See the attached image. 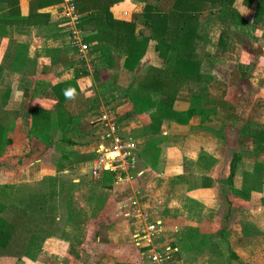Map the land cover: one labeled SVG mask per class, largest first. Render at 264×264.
<instances>
[{
    "label": "crops",
    "instance_id": "crops-1",
    "mask_svg": "<svg viewBox=\"0 0 264 264\" xmlns=\"http://www.w3.org/2000/svg\"><path fill=\"white\" fill-rule=\"evenodd\" d=\"M16 1L9 6L0 0V189L6 188L3 200L16 203L53 178L57 196L52 214L23 219L0 248V264H62L65 256L76 264H149L146 251L132 241L140 224L126 216L133 199L155 207L163 223L166 210L172 233L185 237L173 264H264V146L254 145L249 135L264 130V10L255 21V4L246 8L234 0L230 8L245 22L235 24L219 14V4L204 3L193 40L200 79L186 82L172 101L151 95L155 106L131 115L121 85L97 93L111 69L100 52L91 51L95 42L85 41L93 29L79 26L90 52L78 58L60 35V0ZM136 1L119 0L108 12L115 21L132 22L138 38L143 0ZM29 9L46 16V23L19 22ZM153 46L148 42L140 64L172 68L174 52L162 60ZM250 51L259 54L257 67ZM110 55L122 71L123 57ZM73 79L78 91L64 101L58 120L51 87ZM95 104L113 107L118 124L138 143L129 183L116 182L112 173L105 176L112 174L113 186L105 173L93 179L107 192L106 211L117 216L90 234V225L62 222L58 204L66 191L92 180L96 133L89 119ZM18 186L28 188L25 196L14 193Z\"/></svg>",
    "mask_w": 264,
    "mask_h": 264
},
{
    "label": "trees",
    "instance_id": "trees-1",
    "mask_svg": "<svg viewBox=\"0 0 264 264\" xmlns=\"http://www.w3.org/2000/svg\"><path fill=\"white\" fill-rule=\"evenodd\" d=\"M118 1L79 0L78 12L84 14L79 26L83 30H94L85 41L95 42L91 51L100 52V60L108 69L118 73L116 80L112 76L105 83L96 86L97 93L101 95L114 84L121 85L124 89L121 101L130 104L131 115L152 109L155 103L151 100V95L157 94L172 101L186 82L200 79V56L195 52L193 40L197 15L204 3L219 4L220 15H226L235 24H245L230 8L234 0H143L140 7V21L144 31L140 32L137 38L132 22L115 21L111 18L108 9ZM5 3L12 6L17 4V1L5 0ZM251 4H255L253 20L259 21L264 10V0H242V5L246 8H250ZM12 12L16 13L17 8H13ZM45 18L46 16L35 14L34 10L29 9L27 18L19 22L31 25L45 24L46 21H43ZM60 35L64 37L62 31ZM148 42L154 43L153 51L159 59L164 60L170 51L174 52L172 68L158 69L140 64ZM65 48L74 52L71 48ZM111 51L123 57L122 71H118V67H115L116 62L110 55ZM51 91L57 98L55 108L60 120L62 104L78 91L75 79L55 84L51 87ZM163 116L166 117L162 114L159 119ZM249 135L253 144L263 149L264 130L256 129L250 131ZM107 174L108 172L104 174V178L112 181V174L109 177L105 176ZM54 183L53 178L43 179L37 189L28 193L25 198L17 199L16 204L20 205V208L12 213L2 204L6 188L0 189V248L6 247L11 242L28 214L39 215L46 211L49 214L53 213L57 196ZM27 190L26 186H18L14 192L23 196Z\"/></svg>",
    "mask_w": 264,
    "mask_h": 264
},
{
    "label": "built area",
    "instance_id": "built-area-1",
    "mask_svg": "<svg viewBox=\"0 0 264 264\" xmlns=\"http://www.w3.org/2000/svg\"><path fill=\"white\" fill-rule=\"evenodd\" d=\"M57 15L64 46L73 49L78 58H84L90 46L83 42L84 34L79 29L82 15L77 11V0H60ZM92 109L89 125L94 128L96 141L89 176L96 179L108 172L115 176L116 182L129 183L138 140L118 124L113 107L95 104ZM128 206L130 212L126 216L140 222L132 235L133 245L146 251L149 264H168L178 249L171 241L161 240L163 222L156 216V208L142 207L137 199L131 200Z\"/></svg>",
    "mask_w": 264,
    "mask_h": 264
},
{
    "label": "rangeland",
    "instance_id": "rangeland-1",
    "mask_svg": "<svg viewBox=\"0 0 264 264\" xmlns=\"http://www.w3.org/2000/svg\"><path fill=\"white\" fill-rule=\"evenodd\" d=\"M135 1L136 0H134V2ZM135 5L136 7L139 8V4H135ZM135 11L138 12L137 8ZM249 55L251 56V62L253 64L252 65L253 67L255 66L257 67L258 64L260 65L261 59L257 58L259 56L257 51L254 52L250 51ZM109 75L111 78L113 76V79L115 80L118 77V73H116L115 71L112 72V70L110 71ZM236 93L237 91H230V95L232 94L235 95ZM249 95L250 94L246 93V96ZM256 98L257 100H259V97ZM243 112H245V109H243ZM93 181H94L93 179L90 180L89 185H85L81 187L79 189L80 191L77 190L76 188L66 191L65 194L63 195V200L60 199L61 200L59 201L60 204H58V212L64 216L62 222L64 223L66 222L72 226H80L83 229H87L88 225H90V229H91L90 234L94 232V229L95 231L98 232V230L104 227H108V225L113 223L114 219H116L117 216L114 212L108 213V211H106V208L104 207V201L107 196V192H105L103 188L99 186V183L97 181L96 182ZM110 185L113 186L114 184L110 181ZM66 190H68V187H66ZM23 196L25 195L23 194ZM2 201H3L2 204L8 207V211L10 213L20 208V205H17L16 203H8L5 200ZM10 209L12 211H10ZM165 211L166 210H164L163 212V215L165 217V223H163L162 225V228L164 227L163 233H161V237L162 236L164 237V239L162 240L167 239L172 243L174 242L173 244L176 247H178L180 246V241H184L185 237L182 234L172 233L170 224L169 225L167 224L169 219L168 213H165ZM79 234L80 236H82L81 234H83V232L80 231ZM179 254L181 257H183V254H181L180 251ZM186 258L192 259V255L188 254ZM172 259H174V257ZM177 263L178 262H176V264ZM62 264H76V263L72 261L70 258H67L65 256V260H63ZM168 264H173V263L169 261Z\"/></svg>",
    "mask_w": 264,
    "mask_h": 264
}]
</instances>
